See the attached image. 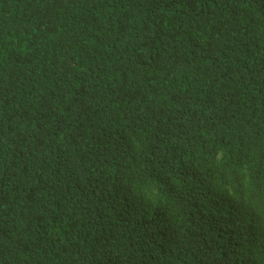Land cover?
Segmentation results:
<instances>
[{
	"label": "trees",
	"instance_id": "trees-1",
	"mask_svg": "<svg viewBox=\"0 0 264 264\" xmlns=\"http://www.w3.org/2000/svg\"><path fill=\"white\" fill-rule=\"evenodd\" d=\"M0 264H264V0H0Z\"/></svg>",
	"mask_w": 264,
	"mask_h": 264
},
{
	"label": "clouds",
	"instance_id": "clouds-1",
	"mask_svg": "<svg viewBox=\"0 0 264 264\" xmlns=\"http://www.w3.org/2000/svg\"><path fill=\"white\" fill-rule=\"evenodd\" d=\"M220 190H221L220 186L219 187L216 186V188L213 189V193L219 192ZM222 191H224V190H222Z\"/></svg>",
	"mask_w": 264,
	"mask_h": 264
}]
</instances>
